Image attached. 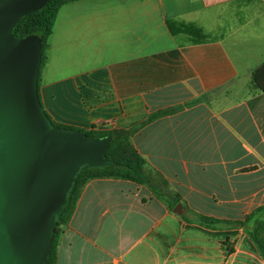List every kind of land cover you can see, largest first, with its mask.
<instances>
[{
	"label": "crops",
	"instance_id": "crops-1",
	"mask_svg": "<svg viewBox=\"0 0 264 264\" xmlns=\"http://www.w3.org/2000/svg\"><path fill=\"white\" fill-rule=\"evenodd\" d=\"M192 28L195 29L192 30ZM264 0H72L39 79L46 113L90 131L132 129L152 187L92 180L56 264H264L244 221L264 205ZM152 174V173H151Z\"/></svg>",
	"mask_w": 264,
	"mask_h": 264
},
{
	"label": "water",
	"instance_id": "water-1",
	"mask_svg": "<svg viewBox=\"0 0 264 264\" xmlns=\"http://www.w3.org/2000/svg\"><path fill=\"white\" fill-rule=\"evenodd\" d=\"M49 2L0 0V264H48L80 174L119 167L107 157L113 136L57 126L41 102L42 40L13 31Z\"/></svg>",
	"mask_w": 264,
	"mask_h": 264
},
{
	"label": "trees",
	"instance_id": "trees-1",
	"mask_svg": "<svg viewBox=\"0 0 264 264\" xmlns=\"http://www.w3.org/2000/svg\"><path fill=\"white\" fill-rule=\"evenodd\" d=\"M72 0H50V2L38 12H34L24 17L13 31V35L17 38H24L29 35H38L42 40L43 57L41 70L45 66L47 61V51L49 48V40L53 34L54 27L58 14L63 6L71 2ZM192 30L195 31L194 28ZM40 79V77H39ZM253 84L262 93H264V64L257 68L252 75ZM40 90V86H39ZM40 93V92H39ZM40 95V94H39ZM57 126L76 130L84 133L90 137H104L111 135L113 140L107 151V157L111 161H115L119 164V167L111 170L104 169H86L84 170L74 187L70 201L62 212L59 218V224L56 229V233L52 240L51 252L48 260V264H56L57 251L60 244V237L70 220L72 219L81 192L83 188L92 180L115 178L129 180L140 185H149L152 187L154 194L158 198L166 197V202L172 209L176 204L181 201L180 196L173 195L167 197L162 194V190L154 185L152 175L154 170L149 166L147 160L137 151L133 144V137L146 123L134 127L132 129H115L108 132H97L95 128L90 131L78 129L62 125L53 121ZM152 173V174H151ZM264 205L257 208L250 215L246 216L244 221H223L205 216H198V220L211 228L218 227L220 224H227L234 227H245L248 229L250 237L257 244L260 251L264 255Z\"/></svg>",
	"mask_w": 264,
	"mask_h": 264
},
{
	"label": "rangeland",
	"instance_id": "rangeland-1",
	"mask_svg": "<svg viewBox=\"0 0 264 264\" xmlns=\"http://www.w3.org/2000/svg\"><path fill=\"white\" fill-rule=\"evenodd\" d=\"M153 181L159 183V181H158L157 178L156 179H153ZM263 219H264V217H263Z\"/></svg>",
	"mask_w": 264,
	"mask_h": 264
}]
</instances>
